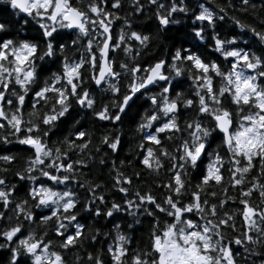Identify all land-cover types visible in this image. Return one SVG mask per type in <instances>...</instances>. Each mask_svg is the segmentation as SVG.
<instances>
[{
  "label": "clouds",
  "instance_id": "9594fccd",
  "mask_svg": "<svg viewBox=\"0 0 264 264\" xmlns=\"http://www.w3.org/2000/svg\"><path fill=\"white\" fill-rule=\"evenodd\" d=\"M177 254L264 264V0H0V264Z\"/></svg>",
  "mask_w": 264,
  "mask_h": 264
},
{
  "label": "snow or ice",
  "instance_id": "6c2138e0",
  "mask_svg": "<svg viewBox=\"0 0 264 264\" xmlns=\"http://www.w3.org/2000/svg\"><path fill=\"white\" fill-rule=\"evenodd\" d=\"M250 211V210H249ZM157 242H159V237L156 238ZM157 246L159 247V244H157ZM175 264H188L187 260L184 259V257L179 256L177 254V258L175 260Z\"/></svg>",
  "mask_w": 264,
  "mask_h": 264
}]
</instances>
